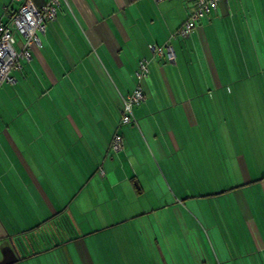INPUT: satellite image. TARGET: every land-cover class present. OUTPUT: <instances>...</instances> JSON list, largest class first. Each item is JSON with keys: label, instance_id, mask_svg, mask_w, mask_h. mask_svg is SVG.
I'll list each match as a JSON object with an SVG mask.
<instances>
[{"label": "crops", "instance_id": "1", "mask_svg": "<svg viewBox=\"0 0 264 264\" xmlns=\"http://www.w3.org/2000/svg\"><path fill=\"white\" fill-rule=\"evenodd\" d=\"M191 10L57 9L0 87V261L13 244V264H264V0L221 1L170 42L175 64L152 56ZM141 58L146 98L121 126Z\"/></svg>", "mask_w": 264, "mask_h": 264}, {"label": "built area", "instance_id": "2", "mask_svg": "<svg viewBox=\"0 0 264 264\" xmlns=\"http://www.w3.org/2000/svg\"><path fill=\"white\" fill-rule=\"evenodd\" d=\"M14 1L19 3V7L8 15V24L0 21V87L2 84L14 83L12 72L22 69L23 63L30 59L31 49L34 46H41L40 36L45 33L47 25L56 19L57 9L63 3L67 5V0H47L41 6H36L31 0ZM153 1L159 3L165 0ZM185 1L192 5L188 18L170 33L163 47L155 44L147 46L152 56L168 64H175V53L170 42L188 38L201 19L215 11L221 1L227 3L229 0ZM148 74L149 60L141 58L134 72L136 86L122 101L119 125H129L135 121L133 110L140 106L146 98L141 83L146 80ZM123 147L124 138L116 132L110 142V152L119 154Z\"/></svg>", "mask_w": 264, "mask_h": 264}, {"label": "water", "instance_id": "3", "mask_svg": "<svg viewBox=\"0 0 264 264\" xmlns=\"http://www.w3.org/2000/svg\"><path fill=\"white\" fill-rule=\"evenodd\" d=\"M19 258V253L15 245H11V251L0 261V264H13Z\"/></svg>", "mask_w": 264, "mask_h": 264}, {"label": "rangeland", "instance_id": "4", "mask_svg": "<svg viewBox=\"0 0 264 264\" xmlns=\"http://www.w3.org/2000/svg\"><path fill=\"white\" fill-rule=\"evenodd\" d=\"M0 3L7 4V5L9 4V5H11V8H14V9H18V7H19V4L15 3L13 1H10V0H0ZM3 4H0V5H3Z\"/></svg>", "mask_w": 264, "mask_h": 264}]
</instances>
